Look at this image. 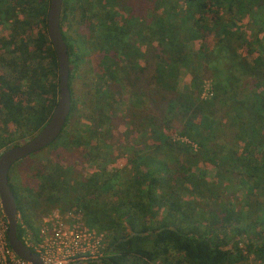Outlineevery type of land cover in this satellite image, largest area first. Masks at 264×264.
Returning a JSON list of instances; mask_svg holds the SVG:
<instances>
[{"label":"trees","instance_id":"trees-1","mask_svg":"<svg viewBox=\"0 0 264 264\" xmlns=\"http://www.w3.org/2000/svg\"><path fill=\"white\" fill-rule=\"evenodd\" d=\"M48 2L0 0V21H11L12 32L9 40L0 39V153L33 137L57 100ZM12 8L18 9V22ZM242 16L252 39L238 23ZM80 25L86 33L77 31ZM60 29L71 65L72 106L61 134L46 148L62 138L66 152L94 148L87 157L97 169L84 178L73 165L48 160L36 184L21 192L8 177L18 239L25 227L37 236L38 212L55 206L79 212L90 228L105 232L106 256L88 264L264 261V0H62ZM87 50L98 54L95 66L105 71L99 81L108 77L118 87L115 92L97 87L86 113L77 116L72 67H79ZM181 71L191 80L179 91ZM204 78L212 80L208 101L200 98ZM122 87L132 100L125 115L139 129L142 147L113 156L106 143L110 104ZM148 108L156 114L144 115ZM82 116L93 129L81 131L73 123ZM174 134L198 149L173 140ZM92 139L103 140L102 148L92 147ZM120 157L123 167H112ZM206 165L222 183L233 182L244 192V209L210 206L215 186L206 181ZM183 192L206 200L207 211L197 213Z\"/></svg>","mask_w":264,"mask_h":264},{"label":"rangeland","instance_id":"rangeland-1","mask_svg":"<svg viewBox=\"0 0 264 264\" xmlns=\"http://www.w3.org/2000/svg\"><path fill=\"white\" fill-rule=\"evenodd\" d=\"M13 18H15L16 22L19 21L18 16V9L12 8ZM119 14H122L125 16L123 12H119ZM15 21H13L14 23ZM11 21H0V39L2 40H9L11 37V29L9 24ZM240 24H242V28H244L247 36L249 39H252V30L248 26V18L246 16H242L239 19ZM78 32H82V34L87 32V28L83 25L76 27ZM36 30L33 31H27L25 34H23L22 38H25L28 34H35ZM196 46V45H195ZM144 51L146 50L145 44L142 48ZM83 60L80 62L79 67H72L74 78L72 80V88L74 92V97L76 98V101L78 102L77 110H79V114L86 113V108L90 107V104L88 103V98H92V96H96V90L97 87H99V90L104 91L105 89H110L113 92L116 91V88L118 87L117 84L109 80L108 77H104L102 81H99L98 76L102 75L105 71L103 69L98 68L95 66V64H98L99 56L97 53H91L90 51H85L83 54ZM123 60V59H122ZM122 64L125 65L126 62L122 61ZM71 69V65H70ZM3 73V68L0 66V74ZM190 75L186 71H181L180 76L178 79V90L182 91L184 87L188 86L190 84ZM205 81H210L212 85V80L209 78H204L202 84H204ZM122 86V85H121ZM202 88V85H201ZM121 89V88H120ZM119 89V90H120ZM213 95L211 97L201 98V101H208L211 100ZM98 99V96H97ZM110 104V112L113 114L112 118V129L110 130V133L106 139V143L112 146V155L122 156L127 155L129 153V148H137L140 149L142 147V143L140 141L141 133L139 132V129L136 128L135 124L130 121V119L125 115L126 108L131 103L130 94L127 89L122 87L120 93H114V96L111 100ZM91 102V101H90ZM92 103V102H91ZM94 106V105H93ZM144 115H151L156 114L152 113L148 109H144ZM151 113V114H150ZM94 114V113H93ZM92 114V115H93ZM95 115V114H94ZM77 119V120H76ZM73 120V123L77 124L79 130L83 131L88 128L93 129V123L90 118L87 116L77 117ZM96 123V122H95ZM172 127L175 129L179 128V125L177 122L172 123ZM14 125L10 126V130H13ZM101 138L103 137V129L100 132L99 135ZM173 140H183L185 143L192 144L189 139L185 137H178L177 135H173ZM87 141V140H86ZM67 141L65 138L58 139L53 146L44 148L36 153H33L20 161L14 163L10 170L9 175L10 180H12L13 184L15 185L16 189L21 192L23 187L25 186H33L36 184V173L41 170V168L47 163L48 160H58L63 162L64 165L69 166L73 165L74 170L77 174L81 175L82 177L86 178L89 177L96 169L97 165L96 163L89 161L87 155L94 153L95 149L91 153L90 147H81L77 150L66 152L65 150H62L64 148V144H66ZM88 143L93 146H100L99 148H102L103 140L98 141V139H92L89 140ZM194 145V144H193ZM194 149H198L197 146H195ZM4 151V150H3ZM1 154V153H0ZM124 165V160L118 158L111 166L115 168H121ZM202 166L200 167V169ZM204 169L206 171V181L209 184H213L215 187L213 188L215 191V195L213 196L214 201L211 202L210 206L212 208L222 209V206H226L228 208H235L237 210H240L241 208L244 209V192H242L238 187H236L233 182H225L222 183L221 180H218L216 175V169L211 165L204 166ZM194 171L198 172V169L195 168ZM181 197L187 201L192 202L197 207V213L198 212H204L209 206L207 205V201H201L200 198L197 195L190 194L187 192L180 193ZM212 198V199H213ZM46 206H43L40 209V212H38V218L36 221H38L41 216L46 214L47 212H50L54 209H59L57 207L49 208L48 210ZM60 210V209H59ZM207 211V210H206ZM105 245L107 247L108 240H105ZM239 248H242V245H239ZM106 256V253H105ZM245 264H264V261H258L255 260L253 257H250L248 261Z\"/></svg>","mask_w":264,"mask_h":264},{"label":"water","instance_id":"water-1","mask_svg":"<svg viewBox=\"0 0 264 264\" xmlns=\"http://www.w3.org/2000/svg\"><path fill=\"white\" fill-rule=\"evenodd\" d=\"M62 0H49L46 16L48 39L56 55L58 94L53 111L46 124L24 143L9 147L0 154V201L7 223V241L13 253L28 264H44L38 254L17 237L18 211L15 196L9 185V170L21 159L52 144L61 134L71 112L69 88L70 63L67 46L60 29Z\"/></svg>","mask_w":264,"mask_h":264},{"label":"built area","instance_id":"built-area-1","mask_svg":"<svg viewBox=\"0 0 264 264\" xmlns=\"http://www.w3.org/2000/svg\"><path fill=\"white\" fill-rule=\"evenodd\" d=\"M212 95V85L205 81L200 98ZM37 227V236L25 227L22 241L40 256L44 264H88L105 255V232L90 228L79 212L51 210L41 216ZM6 235L7 223L0 201V264H28L13 253Z\"/></svg>","mask_w":264,"mask_h":264},{"label":"flooded vegetation","instance_id":"flooded-vegetation-1","mask_svg":"<svg viewBox=\"0 0 264 264\" xmlns=\"http://www.w3.org/2000/svg\"><path fill=\"white\" fill-rule=\"evenodd\" d=\"M11 176V174L9 175V177ZM11 183L13 184L12 180H11Z\"/></svg>","mask_w":264,"mask_h":264}]
</instances>
